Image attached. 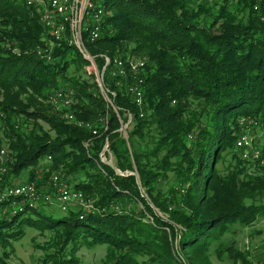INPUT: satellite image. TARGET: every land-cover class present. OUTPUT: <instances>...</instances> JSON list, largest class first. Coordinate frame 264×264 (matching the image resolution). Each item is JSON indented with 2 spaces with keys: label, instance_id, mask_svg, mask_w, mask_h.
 <instances>
[{
  "label": "trees",
  "instance_id": "trees-1",
  "mask_svg": "<svg viewBox=\"0 0 264 264\" xmlns=\"http://www.w3.org/2000/svg\"><path fill=\"white\" fill-rule=\"evenodd\" d=\"M105 5L99 38L83 43L98 72L110 59L101 82L109 101L75 45L54 43L49 60L35 50L50 38L36 6L0 0L3 184L26 169L37 186L59 174L91 204L55 220L42 204L1 215L0 264H9L6 247L25 226L50 234L34 244L44 252L38 264H78L82 245L102 244L101 264H213L211 253L251 264L224 235L264 219V0ZM115 58L144 61L141 106L126 90L130 76H111ZM80 69L86 78L72 74ZM59 88L74 90L71 110L97 134L54 111L46 92ZM244 117L262 130L260 159L235 147ZM105 142L116 170L100 161ZM46 156L49 169L38 179Z\"/></svg>",
  "mask_w": 264,
  "mask_h": 264
},
{
  "label": "built area",
  "instance_id": "built-area-1",
  "mask_svg": "<svg viewBox=\"0 0 264 264\" xmlns=\"http://www.w3.org/2000/svg\"><path fill=\"white\" fill-rule=\"evenodd\" d=\"M27 6H36L39 21L49 34V40L44 42V47L37 46L35 50L41 53L48 60L51 58V50L54 43L65 42L75 45L82 56L90 60V67L94 71V62L86 50L83 40L95 41L99 38L102 22L109 14L106 9L105 0H21ZM257 9V6H254ZM264 20V16L261 17ZM85 37L83 39V34ZM107 66L110 59L106 58ZM110 73L112 77L125 78L130 76L131 82L127 84L126 90L133 97L135 103L141 106L143 103V73L144 61L137 59H127L123 61L115 58L112 61ZM96 81L101 88L104 98L109 101L101 86L100 74L96 73ZM46 100L54 111L68 123L78 127H86L92 134H97V130L90 123L77 119L71 107L74 103V90L72 88H59L46 92ZM142 115V114H140ZM239 132L235 139V147L244 159H260V149L252 146L253 129L257 128L256 120L248 117L239 120ZM87 146V142H85ZM108 143L99 153L100 161L107 163L104 153L107 152ZM7 148L0 146V179L6 173L5 159ZM42 165L37 169L41 171L44 166L49 164L50 156H46ZM41 203L56 205L61 212H68L70 205L74 204L77 208L91 209L90 201L85 199L84 194L69 185V181L62 175L53 174L50 183L37 186L34 182H24L10 184L7 188L0 191V204L4 206L3 213L7 216L23 212L27 208L39 206ZM1 206V207H2ZM251 264H264L261 258H254Z\"/></svg>",
  "mask_w": 264,
  "mask_h": 264
},
{
  "label": "rangeland",
  "instance_id": "rangeland-1",
  "mask_svg": "<svg viewBox=\"0 0 264 264\" xmlns=\"http://www.w3.org/2000/svg\"><path fill=\"white\" fill-rule=\"evenodd\" d=\"M197 1H200V0H197ZM262 13L263 14L261 15V17L264 16V9ZM106 58L108 57H104L105 62H106ZM92 59L94 62L93 57ZM137 60L141 61L142 59L137 58ZM88 61L90 63V60ZM93 69H94L93 71L94 73L96 72L100 74V72H98L97 70L95 62H94ZM72 74L80 75L86 78L85 74L83 73V70L81 69L79 71L73 70ZM40 123L43 125L44 128L46 129L48 128L47 125H45L43 122H40ZM261 131L262 130H259V128L253 131L252 146L254 147V149H261V144H262V139H263V135ZM1 146L7 148L6 142L3 141ZM43 160L47 161L46 157ZM6 161H7V157L5 159V162ZM262 161H264V155L262 156ZM48 165L44 166L43 169H46V170L49 169ZM216 167L223 169L224 165L216 164ZM43 169L41 171H37V170L35 171L36 178L39 179L42 177V175L44 174ZM1 177H3V175H1ZM50 178L51 177L47 179L46 184L50 183ZM24 182H34L35 183L34 180H29L27 169L20 172L17 179L14 180L12 184H19V183H24ZM9 185H4L2 178L0 179V191L7 188ZM41 204L44 206V208L42 209L44 213L49 215L54 220L66 215L65 213H62L57 208L56 205L51 206L52 204L50 203L49 204L41 203ZM72 208L75 210V208L77 207L74 204H72L70 205V209ZM3 209H4V206L1 207L0 216L4 214ZM77 209H80V208H77ZM49 236L50 234L47 230L40 232L35 228L25 226L24 233L19 239L9 241L6 247V251H8L9 253L8 254L9 257H7V262L9 264H38L44 252L40 249H36L34 244L43 243L49 238ZM224 236L233 237L236 241L237 247L240 250L246 251L249 254H251V260L253 259L252 255H255L254 258L264 259V219L258 220L252 226L245 227V228H238L237 231L233 235L225 234ZM105 250H106V245H103V244L95 245L93 247H87L85 245H82L77 250L75 255L79 261L78 264H101L102 259L104 258V255H105ZM210 259L213 264H239L238 261H235L233 259H228L225 256H223V258L216 257L213 253L210 254Z\"/></svg>",
  "mask_w": 264,
  "mask_h": 264
},
{
  "label": "water",
  "instance_id": "water-1",
  "mask_svg": "<svg viewBox=\"0 0 264 264\" xmlns=\"http://www.w3.org/2000/svg\"><path fill=\"white\" fill-rule=\"evenodd\" d=\"M107 62H105L104 63V65H103V67H102V69H101V71H100V79H101V82L103 81V76H104V73H105V69H106V67H107ZM129 120H130V118L127 120V122L125 123V124H123L120 128H119V131H121L124 135H125V130H126V128H127V126H128V124H129ZM112 168H114L115 170H116V168H115V166H114V164H113V162L110 160V161H108L107 162Z\"/></svg>",
  "mask_w": 264,
  "mask_h": 264
},
{
  "label": "bare ground",
  "instance_id": "bare-ground-1",
  "mask_svg": "<svg viewBox=\"0 0 264 264\" xmlns=\"http://www.w3.org/2000/svg\"><path fill=\"white\" fill-rule=\"evenodd\" d=\"M72 124V123H71ZM75 209H77V208H75ZM80 209H82V208H80Z\"/></svg>",
  "mask_w": 264,
  "mask_h": 264
}]
</instances>
